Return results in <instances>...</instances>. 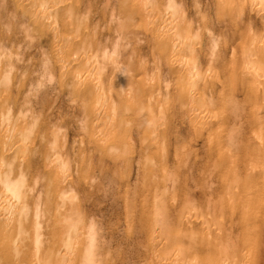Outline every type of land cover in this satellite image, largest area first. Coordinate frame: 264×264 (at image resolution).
<instances>
[{"label": "bare ground", "instance_id": "obj_1", "mask_svg": "<svg viewBox=\"0 0 264 264\" xmlns=\"http://www.w3.org/2000/svg\"><path fill=\"white\" fill-rule=\"evenodd\" d=\"M103 1L99 21L113 22L115 41L112 30L104 34L90 20L86 0H0V26L13 28L10 21L25 20L19 10L27 13L47 34L61 73L84 95L90 91L88 136L96 138L84 144L118 149L108 136L117 119L113 84L126 96L124 110L137 111L145 156L136 175L148 179L140 201H128L126 217L155 240L158 260L150 264H264V0H212L229 35L215 33L203 11L193 20L185 0ZM136 19L149 27L152 72L136 51L123 56L126 62L119 58L120 40ZM9 37L0 38V264H107L101 225L81 195L89 179L83 141L80 153L69 152L63 126L42 122L43 104L34 106L42 101V81L33 82L30 69L12 58L17 44ZM49 60L42 59L40 71L52 81ZM174 101L194 121L182 141L206 153L195 174L185 166L189 142L169 155L165 130ZM134 157L121 162L130 168Z\"/></svg>", "mask_w": 264, "mask_h": 264}, {"label": "rangeland", "instance_id": "obj_2", "mask_svg": "<svg viewBox=\"0 0 264 264\" xmlns=\"http://www.w3.org/2000/svg\"><path fill=\"white\" fill-rule=\"evenodd\" d=\"M86 1L85 4L90 5V20L94 19L99 22L100 27L98 29L104 34L112 30V32H109L110 39L115 41L117 35L113 31V22L110 26L102 24L101 21H99V19L101 20L103 17L102 10L104 1ZM184 2H186L189 8V16L193 20L197 21V18L200 16L198 11H203L204 18L206 16L204 19L205 23L208 22L207 25L211 28L213 27L212 29L215 33L220 34L219 32H221V34H223V32H225L226 35L230 34L231 31H228L227 28L224 27V22L218 20L214 15L212 0H185ZM18 8L21 9L22 7L18 5ZM19 11L18 16L21 18L23 17L25 20L20 21L17 19L13 22H9V24L12 23L13 28L9 25H7V27L12 29L13 35H8V33L10 34L11 32L10 29L8 30L4 24H1L3 27L1 28L0 26L2 30H0V38L7 43L8 37L11 36L9 39H13V43L17 44L13 47L15 53L12 58L15 59L20 67L23 66L25 68L27 67L28 70L30 69L29 71L31 74L29 76H32L34 79L33 82L42 81L39 91V98L42 101L40 100L41 104L38 103L39 105H34L41 109L43 107L41 110L43 113L40 116L42 122L46 123L49 128H54V125L57 124L62 125L67 132V151L72 153L75 152V154L77 152L80 153L78 149L80 145L79 142L83 141L84 144L90 137L88 136L89 124L87 121L90 115L88 114V108L86 106L90 102L87 97L90 91H86L84 95L80 83L76 82L75 79L73 80L72 77L69 78L68 75H63L61 73L57 56L55 57L52 53H48L50 49L46 47L47 34L43 33L38 26L29 23L30 21L27 20V13L22 14L21 10ZM6 21L7 20L3 23ZM19 27H25L28 35L18 29ZM148 28V25H146L144 21L139 23L136 19L125 29V35L123 39L120 40L123 54L119 56V58L126 62L128 58L123 59V56L128 53L130 55L132 50L136 51L137 56L141 55L143 57L141 58L143 60L145 59L144 66H146V72H150L148 69H151L152 72L155 70L156 64L154 65L155 62L153 63L154 58L149 48L151 37L146 35ZM5 33L8 36H6ZM46 54L50 58L48 64L49 69L53 70L54 78L52 81L46 76L41 77V62L42 59L47 56ZM137 56H135V58H137ZM147 56H149V59H147ZM16 58L21 61H18ZM165 68L166 66L164 65L162 69ZM113 75L114 74H111L107 78L109 86L113 80ZM71 84H75V88H71ZM170 89L173 91L172 83L170 84ZM110 94L114 98L113 104L117 113V119L113 122V128L108 136L114 140L118 149L113 146H110L108 149L106 146H102L98 141H94V143L89 146L84 144L83 147H85V149L84 152L80 153V156L81 161H83L84 170L88 173L89 179H87V184L81 191L83 204L86 209H90L91 212H93L92 218L98 220L101 225V233L106 242L105 251L110 256V258L107 259V264H150V262L158 260L155 240L146 230L141 229L142 227L135 218L128 220L126 217V205L128 201H130L132 197L140 201L139 193L141 190V183L148 179V177H143V175L146 174L144 172L140 173V175H136V172L140 170L137 169L136 162H142L145 156L144 151H142V146L144 144L142 129L138 122V116L135 115L137 111L124 110L126 96L117 83L112 85ZM172 105L170 111L173 114L170 116V124L167 130H165V134L169 138V155L172 153L173 147L178 148L182 144L181 142H183V144L189 142V145L187 144L189 147L187 148L188 152L185 153L190 155L185 158V166H191L193 173H198V166L201 160L205 159L204 156L206 155L203 146H195L193 140H188L187 142L182 141V139L186 140L188 138L187 129L194 121L193 119L188 121L190 115L188 116L187 113L185 114V107L183 105L177 101H174ZM126 114L134 115L131 117V120H128L123 125V116ZM92 137L94 140L95 135ZM92 137H90V139ZM201 141L202 136L198 138V142L201 143ZM152 153H154L153 155L156 157L160 151L154 148ZM128 155L135 156L131 159L132 164L130 168L125 167L123 165L124 163L121 162L122 159ZM41 168H44V164H41ZM45 176L46 174L39 180V188L42 190V195H44L45 191V179L43 178ZM127 181L129 182L127 183ZM189 184L193 185L190 181ZM200 204L203 203L200 201ZM138 206H141V203H137L136 207ZM159 262H161V264L163 263L161 260H159Z\"/></svg>", "mask_w": 264, "mask_h": 264}]
</instances>
